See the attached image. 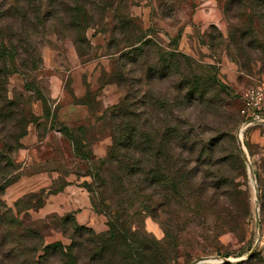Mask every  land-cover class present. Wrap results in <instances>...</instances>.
Instances as JSON below:
<instances>
[{"label": "rangeland", "instance_id": "1", "mask_svg": "<svg viewBox=\"0 0 264 264\" xmlns=\"http://www.w3.org/2000/svg\"><path fill=\"white\" fill-rule=\"evenodd\" d=\"M82 1L84 8L72 16L77 29L67 30L64 25L69 14L58 6L55 17L54 0H0V40L8 45L10 40L13 44L21 42L19 56L8 61L12 71L8 96L17 101L22 95L26 102L21 107L34 116L25 135L17 139L18 148L12 155L17 168L12 184L0 197L16 218L10 219L0 207V264L28 260V254L16 256L38 242L27 238V231L38 233L44 246L59 243L66 251L72 248L77 264H103L108 250L98 257L101 249H95L94 236L103 237L109 230L105 214L109 211L105 204L109 205L108 156L113 142L109 124L136 121L144 134L152 131L162 137L175 127H183L180 133L192 131L191 127L202 121L203 126L195 132L208 142L214 140V174L222 179L220 173L228 169V163L223 162L226 142L220 139L224 117L192 106V97L197 98L195 90L206 88L211 97L213 86L217 87L237 118L241 95L264 82V10L260 20L252 10L253 0ZM56 23L61 29L52 31ZM138 39L144 44L133 49L131 45ZM30 49L33 54L25 53ZM86 69L91 79L84 81L85 91L77 97L74 79ZM123 101L127 114L113 122V109ZM1 113V137L12 146L20 129L4 120L5 112ZM32 128L37 144L28 155L24 150ZM261 133L253 130L245 148L255 170L250 167L237 176L233 192L206 199L208 192L202 188V200L218 201L229 219L231 228L225 233L218 234L212 212L202 208L197 199H170L168 203L163 196L158 199L161 219L178 215L184 221L178 229V249L171 252L173 260L167 264H264ZM239 151L243 159L240 147ZM25 177L52 181L45 188H37L35 181L24 194H10L9 190ZM212 181L217 183L218 179ZM68 186L89 194L87 207L97 219L94 226L75 219L84 207L83 199L71 204L72 211L41 214L47 198ZM221 192L225 193L223 188L216 194ZM167 193L173 197V192ZM76 226L90 229L93 235L77 231ZM132 231L159 242L165 235L163 227L150 216L143 223H134ZM252 249L255 252L250 255ZM47 264L62 262L50 256Z\"/></svg>", "mask_w": 264, "mask_h": 264}, {"label": "trees", "instance_id": "2", "mask_svg": "<svg viewBox=\"0 0 264 264\" xmlns=\"http://www.w3.org/2000/svg\"><path fill=\"white\" fill-rule=\"evenodd\" d=\"M58 1H64V4ZM54 2L56 3L53 5L55 17L58 6H63L65 12L69 14L66 21L67 25H64V28L66 27L67 30L77 29L76 20L73 17L84 8L83 5L86 3L82 0H54ZM251 6L255 16L262 20L264 1L253 0ZM56 25L57 23L51 26L52 31L61 29L55 27ZM20 43L13 44L10 40L8 45L0 40V119L2 117L1 112H5L7 118L4 120H9L13 125H16L15 127L19 126L17 128L20 129V134L15 139L16 143L12 146H8L4 142L5 139L1 137L0 132V197L4 190L12 184L11 178L17 168L12 157L18 148L17 139L25 135L26 126L34 121L32 113H25V109L21 107L26 102L22 100V95L17 101L8 96V82L12 74V71L8 69V61L10 58L19 56L17 48ZM143 44L144 42L138 39L131 47L138 49ZM28 52L34 53L31 49L25 51V53ZM23 66H25L24 63ZM25 87L26 89L30 87L28 81H26ZM194 94L197 95V98L193 99L192 97L194 100L192 106L201 112L212 115L219 114L224 117L222 129L224 132L220 139L226 142V148L223 149L226 157L223 162L228 163L226 165L228 169L220 173L222 179L214 174L213 168L216 163L214 152L217 148L215 142L212 139H209L208 142L202 134L199 137L195 132V128L198 129L203 126L202 121L198 126L193 125L192 131H182L181 133L180 130L183 127L174 128L172 126L174 130L165 131L162 137L152 131H147V134H144L140 124L136 121L133 124L121 125L110 123L109 128H112L113 142L108 156L109 205L105 204L109 210L105 213L108 217L109 230L103 237L94 236V241H97L95 249H101L97 256L101 257L102 252L108 250V258L103 257L105 258L102 261L103 264H167L173 260L170 257L171 252L175 253L178 249L180 239L178 229L184 221L178 215H167L165 219H161L157 212L159 207L161 208L158 205V199H161L162 196L166 203L170 199L185 201L197 199L202 208L212 212L218 234H223L226 232V228H231L230 221L224 215L222 206L218 201L202 200V197L205 198V195L202 196V188L205 187L208 192L206 199H214L217 195L226 196L235 190V178L244 175L245 170L247 171L245 160L240 155L237 139L242 117L239 112L237 118L234 117L233 107L223 99V93L215 86L211 91V97L208 96L210 93L206 88L196 89ZM220 108L222 111H219ZM125 109L124 101L114 107L112 121L126 116ZM255 129L257 128L250 129L244 136L243 143L246 149L249 135ZM173 132H175L174 135ZM73 143L76 147L74 138ZM81 158L84 159L85 157L81 156ZM249 158L251 168L254 171L252 158L250 156ZM96 177L101 178L99 173ZM217 179V183L212 181ZM221 188L225 193L216 194ZM170 191L173 192V197L167 193ZM176 205L179 208L181 206L178 202ZM0 207L6 210L10 219H16L13 217L12 210L5 208L1 199ZM147 216H150L163 227L165 235L161 242L153 238L148 239L132 231L133 224L136 222L143 223ZM76 230L87 231L93 235L90 229L84 227L76 226ZM27 238H36L38 242L33 244L34 247L25 249L16 255L20 257L28 254V260L22 261L21 264H47L50 256L59 258L62 264H77L72 255V248L66 251V248L59 243L44 246L39 234L32 231H27Z\"/></svg>", "mask_w": 264, "mask_h": 264}, {"label": "crops", "instance_id": "3", "mask_svg": "<svg viewBox=\"0 0 264 264\" xmlns=\"http://www.w3.org/2000/svg\"><path fill=\"white\" fill-rule=\"evenodd\" d=\"M54 56L52 55L48 60L51 62H53L54 60ZM67 61V59H65ZM81 74V75H80ZM79 75H76L75 79H74V83H73V87L75 89V94L77 95V97H80L83 95L84 93V87H83V83L84 81H86V83H88L91 79V73L86 70L82 71V73H80ZM75 75V74H73ZM257 131H259L258 129H255ZM261 136L260 141L261 143H259L260 145H264V138L262 135ZM26 147L27 149L24 150V154H28L31 150L32 146H35L37 144V136L36 133L34 131V128L29 130V134L27 135L26 138ZM55 178V176H54ZM53 178V180H54ZM42 180V177H36V178H27L25 177L23 180H21L18 184L15 185V187L13 186L10 190L9 193L13 194V193H18L24 194V192H26L31 186L32 184H34V182L38 181V185L37 188H45L49 185H51V181L49 179H44L43 181H39ZM79 199H83V204L84 207L81 211L77 212V214H75V219L77 220V222H79L80 224H85L88 221H90L89 226H94V222L97 221V219L92 215L90 209L87 207L90 202H89V194L84 192V190L82 188L76 187V186H68L67 188H65V190L62 193H59L58 195L55 196H49V198H47V204L40 210L41 214L43 215H47V214H54V213H60L63 211H72V207L71 204H75V202H79ZM90 206V205H89ZM64 209V210H63ZM95 228V227H94ZM104 229H101L100 231L103 232ZM99 232V231H98Z\"/></svg>", "mask_w": 264, "mask_h": 264}, {"label": "built area", "instance_id": "4", "mask_svg": "<svg viewBox=\"0 0 264 264\" xmlns=\"http://www.w3.org/2000/svg\"><path fill=\"white\" fill-rule=\"evenodd\" d=\"M240 100L241 107L239 113L242 117V122L237 132V139L245 148L243 143L244 136L250 129L257 128L259 131H262L261 134L264 138V82L246 89L241 95ZM260 153L264 158V145H260ZM247 157L251 167V160L248 154Z\"/></svg>", "mask_w": 264, "mask_h": 264}, {"label": "water", "instance_id": "5", "mask_svg": "<svg viewBox=\"0 0 264 264\" xmlns=\"http://www.w3.org/2000/svg\"><path fill=\"white\" fill-rule=\"evenodd\" d=\"M238 145H239L240 149L244 152V159H245V161H246V163H247L248 170H250L249 159H248V157H247V153L245 152V148L243 147V144H242L241 142H239V141H238ZM254 252H255V250L252 249L250 255H252ZM243 260H245V259H242L241 261H243ZM224 262L229 263V262H231V261H229V260H224ZM197 263H198V261H195V262H193L192 264H197Z\"/></svg>", "mask_w": 264, "mask_h": 264}]
</instances>
